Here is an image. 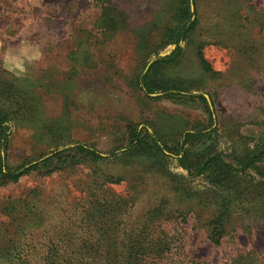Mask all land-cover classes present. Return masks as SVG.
Instances as JSON below:
<instances>
[{
	"label": "rangeland",
	"instance_id": "rangeland-1",
	"mask_svg": "<svg viewBox=\"0 0 264 264\" xmlns=\"http://www.w3.org/2000/svg\"><path fill=\"white\" fill-rule=\"evenodd\" d=\"M106 1L0 0V91L12 90L0 94V105L12 106L14 116L6 150L11 167L75 141L123 149L130 126L173 143L184 130L209 124L204 103L151 99L133 85L137 72L175 48L165 39L179 0H110L125 23L104 35L98 26ZM193 3L199 25L165 76L211 97L217 149L239 151L264 135V0ZM199 51L213 72L204 70ZM247 181L237 179L248 186L244 205L215 245L208 236L216 212L205 200L209 182L175 159L131 154L31 172L0 187V264H37L50 238L81 229L86 202L106 193L129 201L131 227L167 201L173 213L156 224L179 229L182 242L163 264H231L248 254L264 264V209ZM177 184L192 196L176 192Z\"/></svg>",
	"mask_w": 264,
	"mask_h": 264
},
{
	"label": "trees",
	"instance_id": "trees-1",
	"mask_svg": "<svg viewBox=\"0 0 264 264\" xmlns=\"http://www.w3.org/2000/svg\"><path fill=\"white\" fill-rule=\"evenodd\" d=\"M193 0H179L173 16V25L167 30L165 42L174 43L170 54L158 55L148 68L137 72L133 85L151 99L168 98L178 102L200 101L205 104L209 124L201 123L184 130L173 143L165 141L157 132L130 126L129 142L126 146L112 151H101L94 145L75 141L58 145L37 158L27 159L16 167L6 160V150L11 137L14 120L12 106L0 105V187L16 183L31 172L51 174L79 163L104 161L124 155H152L159 159H175L180 167L191 174L206 176L209 187L205 200L216 206L208 236L215 245H220L226 236L227 225L238 205H244L243 194L247 185L238 184L242 176L253 184L264 209V182L255 181L254 175L264 178V135L254 138L239 151L224 153L217 149L215 136L218 133V118L211 97L195 93L189 86L169 79L165 69L176 63L184 55L182 43L197 30L199 18ZM125 14V13H124ZM125 23V17L114 7L110 0L101 7L98 26L102 34L117 31ZM201 63L206 72H213L210 64L199 51ZM2 86V81L0 82ZM13 87V86H12ZM11 89H1V96H11ZM14 95L16 92H13ZM3 97V96H2ZM4 98V97H3ZM10 100V97H7ZM15 104L16 101L14 102ZM225 154V155H224ZM109 181L115 182L109 178ZM242 186L244 188H242ZM245 189V191H244ZM176 192L191 194L185 187L177 184ZM192 196V194H191ZM163 201L144 215L145 220L131 227L128 220V200L116 198L106 193L86 202L82 214L81 229L70 234L57 233L50 238L42 257L37 264H163L181 248L179 229H161L156 224L161 218L168 219L173 213ZM249 207L248 204L244 206ZM260 211V210H259ZM91 218L93 223L88 219ZM259 258L239 255L231 264H259Z\"/></svg>",
	"mask_w": 264,
	"mask_h": 264
},
{
	"label": "water",
	"instance_id": "water-1",
	"mask_svg": "<svg viewBox=\"0 0 264 264\" xmlns=\"http://www.w3.org/2000/svg\"><path fill=\"white\" fill-rule=\"evenodd\" d=\"M194 9V6L192 5V10ZM162 56H164V55H162Z\"/></svg>",
	"mask_w": 264,
	"mask_h": 264
}]
</instances>
